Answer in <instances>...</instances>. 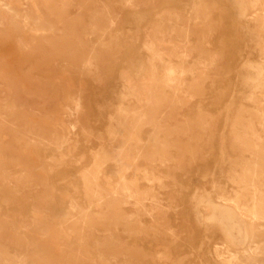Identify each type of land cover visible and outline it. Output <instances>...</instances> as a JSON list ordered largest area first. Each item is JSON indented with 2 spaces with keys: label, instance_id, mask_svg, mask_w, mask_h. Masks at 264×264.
Listing matches in <instances>:
<instances>
[{
  "label": "rangeland",
  "instance_id": "rangeland-1",
  "mask_svg": "<svg viewBox=\"0 0 264 264\" xmlns=\"http://www.w3.org/2000/svg\"><path fill=\"white\" fill-rule=\"evenodd\" d=\"M0 264H264V0H0Z\"/></svg>",
  "mask_w": 264,
  "mask_h": 264
},
{
  "label": "bare ground",
  "instance_id": "bare-ground-1",
  "mask_svg": "<svg viewBox=\"0 0 264 264\" xmlns=\"http://www.w3.org/2000/svg\"><path fill=\"white\" fill-rule=\"evenodd\" d=\"M62 140V139H61ZM255 174V173H254ZM253 204L255 205L256 204V201L253 202ZM247 217L249 219V221H253L255 219V216H254V210L252 209V211L249 212V214H247ZM253 249V248H252ZM254 250V249H253Z\"/></svg>",
  "mask_w": 264,
  "mask_h": 264
}]
</instances>
